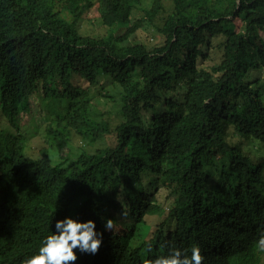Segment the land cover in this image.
Returning a JSON list of instances; mask_svg holds the SVG:
<instances>
[{"label": "trees", "instance_id": "trees-1", "mask_svg": "<svg viewBox=\"0 0 264 264\" xmlns=\"http://www.w3.org/2000/svg\"><path fill=\"white\" fill-rule=\"evenodd\" d=\"M148 4L0 0V264H23L66 215L103 232L75 264H145L196 246L203 264H264V97L252 80L264 70V0ZM95 7L99 29L81 33ZM147 26L160 43L138 38ZM215 43L217 61L201 66ZM102 80L119 99L102 90L99 111L90 90ZM33 96L62 107L45 133L61 162L26 157L25 138L1 129L16 130ZM100 136L114 143L93 149ZM151 179L170 202L154 228L164 207Z\"/></svg>", "mask_w": 264, "mask_h": 264}, {"label": "rangeland", "instance_id": "rangeland-1", "mask_svg": "<svg viewBox=\"0 0 264 264\" xmlns=\"http://www.w3.org/2000/svg\"><path fill=\"white\" fill-rule=\"evenodd\" d=\"M149 0H144L145 7L149 6ZM169 3L166 2V8L168 9ZM94 9H91L87 12L86 15H84L83 24L81 25V33L87 34V33H95L99 29V23L95 20L98 17V13ZM155 23L157 25L161 24V20H155ZM236 28H239V23L236 22ZM139 39H148L153 37L154 41L157 43H160L162 41L161 36L158 35L155 32V29L153 27L147 26L144 28V30L138 32L137 34ZM217 43H215L214 48L210 51V57L211 59L203 61L201 63V66H207L213 64L215 61H217L219 57V51L218 47L216 46ZM253 76L254 72H251L248 74ZM249 77V78H250ZM254 82H257L260 86V89L262 90V94L264 97V70L261 71V73H258L255 75V77L252 78ZM257 80V81H256ZM73 82L75 84L78 83V79L73 78ZM78 85H81V87L85 88L86 85L83 82H80ZM104 91L109 96H114L115 99H119V92L115 88H113L112 83L106 82L105 80H102L98 86L91 87V97H92V103H98L96 109L99 111H102L105 109L104 104H108L109 101L105 102V100H108V98H104L100 95L101 91ZM179 96L183 94V91H178ZM100 102V103H99ZM110 103V102H109ZM93 104V105H94ZM112 105L117 106L116 104L111 103ZM61 105L56 103L55 101H52L51 99L43 98L42 96H33L31 97V108L28 113H21L18 117V125L16 127V130L14 129H8L7 127L2 126V130H6L12 137H15L17 134L20 136H23L26 139L25 142V148L23 150V154L26 157L29 158H36L43 154H46L51 161L54 162H61L60 157H58V151L55 148V146L52 145V142L46 139L45 133L46 128L50 124L51 120L55 118V116L61 112ZM111 116V115H110ZM116 119V118H115ZM80 142V141H79ZM78 141H75V145L79 144ZM82 143V142H81ZM80 143V144H81ZM114 143L113 137L111 136H100L96 139V142L91 144V147L95 148H103L111 146ZM94 145V147H93ZM52 147V148H51ZM68 148V147H67ZM85 149L91 150L88 146L85 145ZM78 148L76 146H73L70 148L69 157L70 159H73L74 156L78 154ZM57 156V157H56ZM148 180V179H146ZM155 189V193L157 191V196L159 198V203L164 207V213L161 215V217L158 218H148L146 221V225H149L150 227H155L159 223H161L166 217L168 213V207H169V199L167 200V197L165 195V190L162 189V186L160 183H158L157 180H152ZM171 199V198H170ZM115 221L116 226L114 227V232L116 234H120V231L126 232L127 228L124 226V220L126 219L123 217L122 213H115ZM127 233V232H126ZM128 234V233H127ZM123 241H126L128 237L124 234H120Z\"/></svg>", "mask_w": 264, "mask_h": 264}, {"label": "clouds", "instance_id": "clouds-1", "mask_svg": "<svg viewBox=\"0 0 264 264\" xmlns=\"http://www.w3.org/2000/svg\"><path fill=\"white\" fill-rule=\"evenodd\" d=\"M112 228L113 220L106 219L103 231ZM257 243L259 249L264 251V236ZM102 244L103 232L97 230L94 220L66 215L55 220L54 230L44 237L37 253L29 256L23 264H75L77 253L96 255ZM204 259L201 249L196 246L192 247L190 256L181 249H174L169 256L145 261V264H203Z\"/></svg>", "mask_w": 264, "mask_h": 264}]
</instances>
